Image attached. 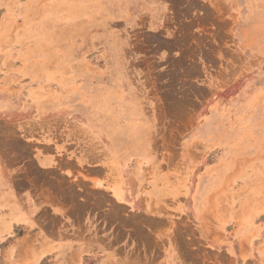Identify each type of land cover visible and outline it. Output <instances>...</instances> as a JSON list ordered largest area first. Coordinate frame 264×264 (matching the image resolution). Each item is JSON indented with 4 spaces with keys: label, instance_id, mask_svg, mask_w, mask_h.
Listing matches in <instances>:
<instances>
[{
    "label": "rangeland",
    "instance_id": "374dc122",
    "mask_svg": "<svg viewBox=\"0 0 264 264\" xmlns=\"http://www.w3.org/2000/svg\"><path fill=\"white\" fill-rule=\"evenodd\" d=\"M30 116L167 197L127 208L44 175L71 200L44 230L88 247L18 251L0 211V264H102L98 247L113 264H264V0H0V118Z\"/></svg>",
    "mask_w": 264,
    "mask_h": 264
},
{
    "label": "crops",
    "instance_id": "0c3cea01",
    "mask_svg": "<svg viewBox=\"0 0 264 264\" xmlns=\"http://www.w3.org/2000/svg\"><path fill=\"white\" fill-rule=\"evenodd\" d=\"M38 121L37 116L0 118V211L18 228V251H37L45 242H50L56 249L70 251H85L88 247L84 236L72 230L73 227L66 229L62 240L51 238L44 230L40 213H55L52 205L71 202L64 196L61 199L50 195V185L43 177L54 171L67 181L68 187L74 183V187L82 191L95 189L105 193L109 204L127 208L138 205V209L153 210L166 199L167 193L154 191L161 181L146 180L136 184L128 170L124 172L112 149H102L95 160L88 157V148L81 144L65 151L70 143L56 132L50 134L44 130L40 133ZM85 195L77 196L78 201L87 202L89 199ZM175 202L182 204L177 195ZM98 249L102 251L98 257L102 264L118 261L113 248H95Z\"/></svg>",
    "mask_w": 264,
    "mask_h": 264
}]
</instances>
